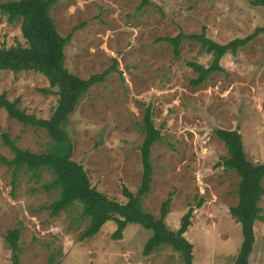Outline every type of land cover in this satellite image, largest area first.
I'll return each instance as SVG.
<instances>
[{
  "label": "rangeland",
  "instance_id": "obj_1",
  "mask_svg": "<svg viewBox=\"0 0 264 264\" xmlns=\"http://www.w3.org/2000/svg\"><path fill=\"white\" fill-rule=\"evenodd\" d=\"M9 0H0L7 2ZM59 0L52 10L59 33L73 32L65 48L66 67L88 79L112 67L102 84L93 87L69 116L66 130L74 145L72 160L82 165L91 184L111 200L127 203L123 187L137 193L142 183L143 119L152 107L162 140L151 149L153 183L143 199L144 209L159 218L171 198L168 227L177 231L181 219L194 208L185 234L193 245L195 264H235L243 235L230 214L239 203L241 178L218 167L229 157L218 129L238 130L253 164H264V34L237 53L226 54L223 72L214 73L202 86L193 87L195 61L208 67L212 54L199 42L184 41L179 55L159 41L180 33L206 35L220 44L247 38L264 27V8L249 0ZM26 45L21 22L9 23L0 14V48ZM48 80L39 73L0 72V96L6 94L19 108L49 118L58 101L46 94ZM0 132L32 153L48 151L52 142L44 129L25 126L0 109ZM0 134V264H12L5 239L21 228L20 264H183L180 253L163 246L150 256L143 250L153 232L129 224L122 240H113L115 221L98 235L80 240L89 225L77 204L58 217L47 207L59 196L47 191L53 179L47 170H14L2 159L13 153ZM200 203L202 206L200 207ZM259 206L263 210L264 198ZM256 243L250 264H264V221L254 227Z\"/></svg>",
  "mask_w": 264,
  "mask_h": 264
},
{
  "label": "trees",
  "instance_id": "obj_2",
  "mask_svg": "<svg viewBox=\"0 0 264 264\" xmlns=\"http://www.w3.org/2000/svg\"><path fill=\"white\" fill-rule=\"evenodd\" d=\"M59 0H9L0 2V14L7 17L9 23L21 22V31L26 45L17 44L0 48V72L11 71L35 72L42 74L49 82V88L43 92H55L58 96L57 105L52 115L45 119L34 114H28L19 108V101L11 102L6 94L0 96V109H5L10 119L21 122L25 126L44 129L51 139L52 146L46 152L32 153L19 148L9 135H2L4 144L13 153V158L2 161L10 168L19 170L28 168L31 171L47 169L52 174V181L45 185L47 191H57L58 198L47 207L52 217H58L61 212L79 204L82 206V217L89 221L87 228L81 233L80 240L91 239L98 235L104 225L115 221L116 231L113 240H122L124 231L129 224H138L153 232L147 241L143 255L150 256L163 246H170L180 253L183 264H194V248L186 239L185 234L191 226L194 208L181 219L177 231L171 230L166 218L170 213L171 198L165 201L157 218L147 212L143 199L150 193L153 183V166L151 149L162 140L161 131L155 127L152 107H147L143 119L145 139L140 148L142 153L143 176L137 193L123 187V195L127 203L111 200L107 195L92 186L91 180L83 166L72 160L74 145L66 130L69 116L75 111L79 101L89 91L106 81L116 70L115 67L101 74L92 75L88 79L72 74L66 67L65 48L73 38V32L63 37L57 30L52 10ZM254 7H263L264 0H249ZM150 4V0H142L140 8ZM264 34V27L257 29L247 38H239L227 44L211 40L203 28L200 34L180 33L175 37L160 38L159 41L169 43L175 55H179L184 41L199 42L201 48L212 54V62L206 67L192 61L188 66L197 74L191 80L193 87L202 86L214 73L223 72L221 66L223 57L236 54L239 48L246 46L259 35ZM215 135L227 147L229 157H224L218 167L235 172L241 181L238 184L239 203L230 209L232 217L236 218L242 228L243 241L235 264H250L256 236L255 224L264 221L263 210L259 206L264 198V164H253L248 160L242 135L238 130L218 129ZM202 206V203L199 205ZM22 229L9 230L5 239L12 252V264H20L19 240ZM57 254V253H56ZM53 254L48 264L56 263Z\"/></svg>",
  "mask_w": 264,
  "mask_h": 264
},
{
  "label": "crops",
  "instance_id": "obj_3",
  "mask_svg": "<svg viewBox=\"0 0 264 264\" xmlns=\"http://www.w3.org/2000/svg\"><path fill=\"white\" fill-rule=\"evenodd\" d=\"M195 264V263H194Z\"/></svg>",
  "mask_w": 264,
  "mask_h": 264
}]
</instances>
